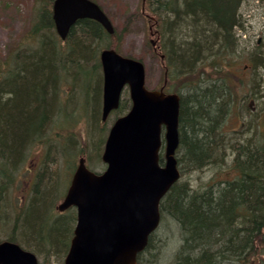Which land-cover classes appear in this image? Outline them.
Masks as SVG:
<instances>
[{
  "label": "trees",
  "instance_id": "1",
  "mask_svg": "<svg viewBox=\"0 0 264 264\" xmlns=\"http://www.w3.org/2000/svg\"><path fill=\"white\" fill-rule=\"evenodd\" d=\"M47 1H50L48 7L39 9L37 21L26 35L27 39L39 42L38 51L18 52L10 63H0V231L11 225L4 219L6 193L15 180L23 146L28 142L32 148L50 139L46 131L55 86L68 73L78 85L86 86L90 82V95L96 89L98 96L100 63L91 67L90 41L100 42L115 36L108 35L98 23L83 19L62 42L52 19L53 0ZM152 1H156L152 2L154 10H164L167 22V78L183 81L182 87L176 88L181 95L180 169L196 172L217 162L224 163L231 155L230 148L232 155L235 154V174L231 179L197 190L181 178L161 203V222L167 235L156 239L158 233H153L144 252L153 247L163 251L151 253V264H164L163 261H168L165 264H232L241 255L242 259L251 261L256 247L264 248V242H256L264 232V142L257 139L233 145L223 142L222 120L232 109L233 95L224 85L226 80L223 79V84L209 75L205 77L213 69L219 71L220 63L234 58L236 32L242 26L239 14L242 1ZM76 31L81 36H76ZM98 105L99 100L94 106L90 102L95 124L99 119ZM128 107V101H123L117 113L122 116ZM80 153L84 154V150ZM42 176L34 186L31 210L41 209L44 213L54 196V175L44 182ZM49 218L52 221L46 226L40 220L32 225L24 224L23 229L18 218L15 230L25 243L17 241L15 230L7 239L30 250L45 251L46 263L54 255L61 257L62 263L73 236L76 215L71 210ZM172 239H177L178 244L171 256L166 254L163 258L164 249ZM144 252L138 256L139 262Z\"/></svg>",
  "mask_w": 264,
  "mask_h": 264
},
{
  "label": "rangeland",
  "instance_id": "2",
  "mask_svg": "<svg viewBox=\"0 0 264 264\" xmlns=\"http://www.w3.org/2000/svg\"><path fill=\"white\" fill-rule=\"evenodd\" d=\"M98 3L111 20L115 36L98 41H90L92 51L91 67L100 63V52L107 48L117 50L121 55L141 60L146 67V87L150 90H159L165 86L168 92L179 94L176 88H181L183 81H169L167 75L168 62L162 61L160 55L167 50V22L164 10L153 9L152 0H93ZM47 0H0V63H10L14 55L23 51H38L40 44L37 40L27 39V33L37 21L39 9L49 5ZM52 8V6H51ZM241 28L237 29V45L235 57L228 63H220L217 70L205 74L212 80L219 81L228 88L233 95L232 109L227 116L224 130L221 133L223 142L228 145L244 143L246 139H257L264 142V0H245L240 7ZM81 36L78 31L74 33ZM155 43V44H154ZM99 80V95L97 90L90 95V82L86 86L78 85L72 75L65 74L55 86L52 111L47 123L46 135L50 142L27 146L20 155V164L15 173V180L6 193V211L4 219L9 220L10 227L0 231V240L10 238L15 230V223L21 218V227L34 221L50 224L53 217L59 216L56 207L61 203L69 187L72 175L81 156L87 154L88 168L102 172L105 165L101 161L104 150V138L108 128L121 114H111L106 123L101 121L103 72ZM204 76V75H203ZM100 78V77H99ZM224 79V80H223ZM93 81V80H91ZM62 83V84H61ZM91 96V100H90ZM99 119L92 121L91 105L98 104ZM130 103L129 91L125 90L122 102ZM85 111L87 113H85ZM89 111V113H88ZM60 124V125H59ZM95 125H97L95 127ZM71 136L74 138L71 139ZM84 150V154L80 150ZM229 155L224 163L217 162L196 172L185 171L182 179L188 182L193 189H203L216 181L231 179L235 171L234 155L228 149ZM180 152V153H179ZM163 154V151H162ZM181 156L178 150L177 158ZM54 175V196L46 211L31 210L33 191L36 182L42 174V181ZM24 207V208H23ZM23 208V209H22ZM3 219V220H4ZM2 220V221H3ZM161 222L156 231V239H162L166 233ZM173 229V226H171ZM173 231V230H172ZM30 232V230L28 231ZM44 232V230H43ZM177 232L174 229V233ZM31 233V232H30ZM172 232H170V235ZM176 234V233H175ZM174 234V235H175ZM15 235L19 243H25ZM172 236V235H171ZM164 249L162 257L172 255L178 244L172 239ZM23 248L30 250L26 246ZM41 263L44 262L45 251L33 249ZM33 252V251H32ZM161 253L160 249L144 252L145 255L138 264H151V253ZM61 257L50 256L49 264H63ZM63 259V258H62ZM165 260V259H164ZM168 263V261H163Z\"/></svg>",
  "mask_w": 264,
  "mask_h": 264
},
{
  "label": "water",
  "instance_id": "3",
  "mask_svg": "<svg viewBox=\"0 0 264 264\" xmlns=\"http://www.w3.org/2000/svg\"><path fill=\"white\" fill-rule=\"evenodd\" d=\"M53 21L61 39L83 19L99 23L109 34L114 28L91 0H54ZM103 69V111L106 121L119 108L129 86L132 106L111 127L102 160L107 169L96 174L80 159L58 211L76 207L77 225L64 264H136L137 257L161 222L160 203L179 180L175 157L180 145L178 94L145 87L142 62L114 49L100 54ZM165 127V164L160 165ZM0 264H39L18 244L0 243Z\"/></svg>",
  "mask_w": 264,
  "mask_h": 264
},
{
  "label": "bare ground",
  "instance_id": "4",
  "mask_svg": "<svg viewBox=\"0 0 264 264\" xmlns=\"http://www.w3.org/2000/svg\"><path fill=\"white\" fill-rule=\"evenodd\" d=\"M242 2H244L245 0H241ZM236 45H237V40H236V42L234 43V45H233V51H234V56L233 57H235V50H237L236 49ZM264 64V61H262V62H260V65H263ZM62 84V83H61ZM87 84V83H86ZM91 111V110H90ZM87 113V112H86ZM88 113H89V111H88ZM117 114V112H115V115ZM126 114V112L124 113V115ZM127 115V114H126ZM226 119H227V116H225L224 118H223V120H222V124H223V127H222V130H224V125L226 124ZM117 120V118L114 120V122ZM107 137H108V135H106V137L104 138V147H105V144H106V140H107ZM27 146H28V142L23 146V148H22V152H23V150H25V148H27ZM180 147V146H179ZM105 149V148H104ZM21 152V153H22ZM103 153H104V150H103ZM178 154V152H176V154L175 155H177ZM103 155V154H102ZM87 154L85 155V156H81L80 158H79V160H78V163H77V166H76V168H75V170H74V173H73V175L75 174V172H76V170H77V167H78V165H79V161H80V159H85V165H86V167H87V169L88 170H90L91 172H94V173H96V174H99V172H97V171H93L92 169H89L88 168V162L87 161H89L87 158ZM102 157V156H101ZM177 160H178V158H177ZM102 161V163H104L103 162V160H101ZM178 164H179V161H178ZM181 167H180V165H179V167H178V169L180 170V172H181V174H182V177H183V174H184V172L180 169ZM233 169H234V165H233ZM211 186V185H210ZM160 208H161V205H160ZM257 241L256 242H264V232L256 239ZM257 249H256V254H255V256L254 257H252V259L253 260H249V259H242V256L243 255H241V256H239V258H235V259H233L232 261H231V263L232 264H255V263H257L259 260H262V261H264V248H259L258 246L256 247ZM247 252V250L245 251V254H247L246 253Z\"/></svg>",
  "mask_w": 264,
  "mask_h": 264
}]
</instances>
